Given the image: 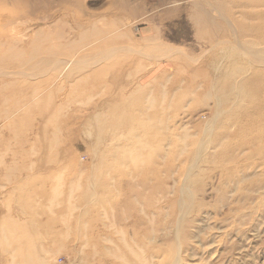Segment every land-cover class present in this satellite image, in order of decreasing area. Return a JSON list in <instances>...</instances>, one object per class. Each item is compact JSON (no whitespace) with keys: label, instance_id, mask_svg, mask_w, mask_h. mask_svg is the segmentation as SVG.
<instances>
[{"label":"rangeland","instance_id":"rangeland-1","mask_svg":"<svg viewBox=\"0 0 264 264\" xmlns=\"http://www.w3.org/2000/svg\"><path fill=\"white\" fill-rule=\"evenodd\" d=\"M245 45L264 0H0V264H264Z\"/></svg>","mask_w":264,"mask_h":264},{"label":"bare ground","instance_id":"bare-ground-1","mask_svg":"<svg viewBox=\"0 0 264 264\" xmlns=\"http://www.w3.org/2000/svg\"><path fill=\"white\" fill-rule=\"evenodd\" d=\"M199 6H200V5H197L198 8H199ZM242 25H243V24H242ZM245 25H246V23H245ZM234 29H235V28H234ZM211 30H212L211 33H215V32H216V33H224L223 31H225L223 28H219L218 26H215L214 29H211ZM228 31H229V30H228ZM225 32H226V31H225ZM232 32H233V35L236 36L235 32H234V31H232ZM232 42H233V41H232ZM234 42H235V41H234ZM236 45H237V44H236ZM246 47H249V46H248V45H245V47H244L242 50L245 49L244 51H246V52H247V51H250V48H246ZM262 50H263V49H262ZM244 51H243V52H244ZM250 52H251V51H250ZM250 52H247V53H248V55L251 56V58H254V57H255L256 59H258V61H259V60H262V59H260L259 56L257 57L256 54H254L253 52H251V53H250ZM244 53H245V52H244ZM255 58H254V59H255ZM54 61H56V60H54ZM54 61H53V62H54ZM262 61H264V60H262ZM82 62H83V61H82ZM82 62L79 61V62H77L76 64L84 65V63H82ZM260 62H261V61H260ZM56 64H57V65H56L57 68L59 67V69H62V71H64V70L67 71V70H68V69L74 64V62H73V61H69V60L67 61V60H65V59H64V60H61V59L59 60V59H58L57 62H56ZM52 65H53V64H52ZM54 66H55V65H54ZM83 67H84V66H83ZM16 73H17V72H16ZM62 73H63V72H62ZM64 73H65V72H64ZM59 74H60V73H59ZM62 75H63V74H62Z\"/></svg>","mask_w":264,"mask_h":264}]
</instances>
